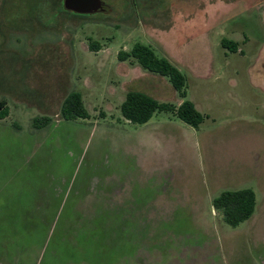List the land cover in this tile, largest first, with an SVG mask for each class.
<instances>
[{"label":"rangeland","instance_id":"obj_1","mask_svg":"<svg viewBox=\"0 0 264 264\" xmlns=\"http://www.w3.org/2000/svg\"><path fill=\"white\" fill-rule=\"evenodd\" d=\"M103 1L77 13L63 0H0V264H122L116 220L103 219L143 203L177 214L179 245L153 248L164 259L200 253L195 214L211 220L223 264H264V0ZM136 43L185 75L183 97L120 60ZM71 91L86 117H61ZM128 91L189 100L203 121L163 110L131 123L120 111ZM246 188L254 213L232 228L212 201Z\"/></svg>","mask_w":264,"mask_h":264},{"label":"trees","instance_id":"obj_2","mask_svg":"<svg viewBox=\"0 0 264 264\" xmlns=\"http://www.w3.org/2000/svg\"><path fill=\"white\" fill-rule=\"evenodd\" d=\"M128 57H132L148 72L165 77L172 87L179 92L180 96L185 95V75L167 57H158L152 47L141 43H136L130 53L123 51L119 53L120 60H125ZM163 110L171 111L183 122L194 128H197L204 118L203 114L189 100H184L175 106L171 103L159 102L141 91H128L120 106L122 116L127 121L136 124L146 122L155 112ZM7 113V103L4 99H0V119L4 118ZM59 113L65 119L86 117L87 113L80 94L75 91L67 93L61 103ZM41 119L45 120V117H41ZM255 205L256 196L250 188L224 191L212 201V208L215 213L232 228H236L248 220L254 213Z\"/></svg>","mask_w":264,"mask_h":264},{"label":"crops","instance_id":"obj_3","mask_svg":"<svg viewBox=\"0 0 264 264\" xmlns=\"http://www.w3.org/2000/svg\"><path fill=\"white\" fill-rule=\"evenodd\" d=\"M65 96V94L62 95L59 103H62ZM119 192L116 188V193ZM141 207V211L139 212L130 208L131 211L129 213H116V218L108 217V219H103L104 221L116 220V251L121 248L122 250L127 249L129 252L121 255L120 262L122 264H223L218 246L215 248L216 240L213 234L217 231L212 227L213 224L208 222L211 220H207L204 217L198 219L195 214L193 217L189 216L188 219L192 222L194 232L203 238L201 249H199L200 253L190 248H185L182 252L183 254L179 255L177 251L172 256L167 255V260L164 259L153 248L172 237V231L169 229L175 227L174 221L177 214L170 211L160 213L148 212L146 211L145 203ZM98 217L97 215H92L85 220L97 221ZM158 237H160V241ZM172 238L173 244L177 246L182 237L175 236ZM200 254L204 255L203 259Z\"/></svg>","mask_w":264,"mask_h":264},{"label":"water","instance_id":"obj_4","mask_svg":"<svg viewBox=\"0 0 264 264\" xmlns=\"http://www.w3.org/2000/svg\"><path fill=\"white\" fill-rule=\"evenodd\" d=\"M103 0H63V6L67 10L77 13H90L104 10Z\"/></svg>","mask_w":264,"mask_h":264},{"label":"flooded vegetation","instance_id":"obj_5","mask_svg":"<svg viewBox=\"0 0 264 264\" xmlns=\"http://www.w3.org/2000/svg\"><path fill=\"white\" fill-rule=\"evenodd\" d=\"M106 7L104 6V9H105Z\"/></svg>","mask_w":264,"mask_h":264}]
</instances>
